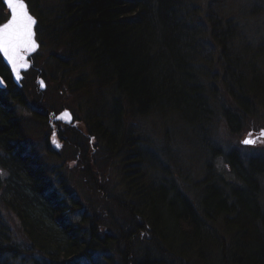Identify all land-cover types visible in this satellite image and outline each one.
<instances>
[{
    "label": "trees",
    "instance_id": "1",
    "mask_svg": "<svg viewBox=\"0 0 264 264\" xmlns=\"http://www.w3.org/2000/svg\"><path fill=\"white\" fill-rule=\"evenodd\" d=\"M203 1L204 5L209 2ZM261 5L264 6L262 0L249 10L258 8L259 14ZM29 6L33 9L31 1ZM199 9L197 0H62L49 37L63 52L78 56L86 66L91 64L94 76H99L94 80L102 85L101 89L107 86L117 93L110 114L119 128L115 127L109 135L112 142L116 138L124 142L128 137L120 122L124 117L144 116L162 110L164 105L196 119L210 111L203 94H219L220 85L211 82L205 87L199 73L205 59L202 56L205 52L200 51L205 50L204 42L211 37L222 48L214 63L221 66L219 75H223L226 89L237 100V107L232 105L234 111L227 110L226 114L232 117L237 109L251 111L252 103L264 104V39L257 45L240 39L244 44L234 48V39L239 34L237 25L209 8L208 33ZM52 22L47 20V27ZM0 74L12 87V76L1 54ZM79 78L71 81L75 91L87 86L82 81L78 83ZM13 110L8 107L3 111L7 116L0 114L3 116L0 139L16 138L23 142V135L16 134L22 120ZM14 148L15 144L8 143L6 150L14 155ZM16 153L17 157L10 162L18 172L28 176V185L17 186L13 193L17 199L7 203L19 218L23 239L13 238L9 227L0 222V264H27L31 260V264H104L100 254L95 253L110 248L119 252V264H177L185 258L200 264H264V213L256 200L259 186L253 169L243 173L250 188L236 187L233 194L206 178L195 181L197 191L201 187L202 205L197 209L182 190L174 194L165 182L143 189L140 186L147 184L142 182V170L125 168L131 201L122 198L113 201L118 202L134 232L142 225L136 217L149 221L153 237L157 236L153 243L158 246H154L161 255L144 251L137 256L132 241L135 233L127 230L125 223L110 218L112 224L123 227L116 225L117 233L102 231L104 214L98 212L99 205L95 207L97 200L88 198L90 206L84 212L87 204L73 193L63 197L46 192L42 167L33 166L32 159L26 161L21 153ZM93 186L96 187L95 180ZM68 208L77 212L76 218L67 216ZM219 222L232 242L219 236L216 227ZM3 229L6 230L2 233Z\"/></svg>",
    "mask_w": 264,
    "mask_h": 264
},
{
    "label": "rangeland",
    "instance_id": "2",
    "mask_svg": "<svg viewBox=\"0 0 264 264\" xmlns=\"http://www.w3.org/2000/svg\"><path fill=\"white\" fill-rule=\"evenodd\" d=\"M30 1L33 13L38 19L36 30L38 40L41 41V48L34 56V63L41 69L48 85L44 93H41L40 84L36 82L37 70L33 67L25 73L26 77L22 86L17 88L18 92L7 94L0 90V114L6 115L4 110L8 107L12 110L14 108L15 116L22 120L21 129L17 130L16 134L20 137L23 135L24 140L20 142L16 138L10 141L0 139V222L5 223L4 227H9L13 238L23 239L19 218L8 206L11 201L8 198L13 196L17 186L28 185V176L18 172L10 162L12 152L6 150L8 143L15 144L13 151L21 153L26 161L32 159L33 166L42 167L45 172L43 182L46 192L52 191L63 197H69L73 193L75 198L82 199L81 202L87 204L84 212L90 206L88 198L97 200L95 207L99 205L98 212L104 214L102 223L106 226H101L102 231L112 230L117 233L108 218L105 201L110 202L114 216L123 215L127 230L134 229L129 228L131 224L127 222V216L120 211L118 202L113 201L116 198L131 201V189L127 188L125 168L137 167L142 170V182L147 184L140 186L143 189L157 185L160 181L165 182L174 194L182 190L183 195L197 209L202 204L196 195L195 181H204L206 178L212 184L214 182V185L227 187L229 193L233 194L236 187L250 188L243 173L253 169L255 176H258L256 183L259 186L256 200L264 213V139H258L260 132L264 130V104L252 103L251 111L237 109L232 117L226 114L227 110L232 112V105H236L237 100L232 92L226 89L223 75H219L221 66L214 63L216 56L219 57L221 53L220 44L211 37L210 41L204 42L205 50L200 51L205 52V55L202 54L205 58L203 70L199 73L204 86L209 87L211 82L220 85L217 90L219 94H203L207 106L211 108L207 114L196 119L182 110L164 105L162 110L150 111L144 116L133 119L124 117L120 122L129 139L122 142L116 138L112 142L109 135L117 125L113 124L110 113L112 100L117 97V93L105 85L106 88L101 89L102 85L99 86L94 80L99 76H94L91 64L86 66L78 56L63 52L55 40L49 37L54 30L55 16L61 8L62 0ZM197 1L201 7L199 17L204 20V28L208 33L211 26L206 10L209 8L218 11L221 17L227 16L237 25L239 34L234 39V48L238 49V45L244 44L240 39L252 41L254 45L264 39V6H259L262 7L259 14L258 8L249 10L250 6L260 0H209L206 5L203 0ZM262 1L264 3V0ZM8 17V10L0 5V23ZM47 20L53 21L51 27H47ZM208 33L204 38L209 37ZM207 49L211 51H206ZM75 77L80 79L78 83L82 81L87 86L81 90H73L72 79ZM96 87L100 89L97 90ZM104 100L105 104L101 106ZM68 109L71 110L74 121L68 123L59 119L55 122L54 118L58 113ZM43 116L47 117V120L41 119ZM1 120L2 115L0 122ZM59 125L62 127L59 135L63 133L58 138ZM250 133L257 142L254 145H245L242 141L248 138ZM55 138L57 141H54ZM255 165L257 169H254ZM93 178L96 187L93 186ZM67 213L70 219L78 215L70 208ZM199 217H202L201 211ZM143 219L136 217L137 222L140 221L142 225L138 231H133L135 255L140 256L147 251L159 257L161 255L155 248L158 243H153L157 236L154 234L153 237L154 232L149 221ZM206 221L207 227L212 229ZM216 227L220 230L219 236L232 242V237L221 222ZM5 230H1L2 233ZM98 254L104 264H119L120 255L115 248L100 250ZM195 261L185 258L177 264H200ZM26 262L31 264L32 260Z\"/></svg>",
    "mask_w": 264,
    "mask_h": 264
},
{
    "label": "snow or ice",
    "instance_id": "3",
    "mask_svg": "<svg viewBox=\"0 0 264 264\" xmlns=\"http://www.w3.org/2000/svg\"><path fill=\"white\" fill-rule=\"evenodd\" d=\"M5 3L10 18L0 25V54L7 60L16 78L20 79L21 70L29 67L27 56L38 47L34 31L37 21L31 15L26 0H5ZM2 83L0 81V84ZM69 116L68 112H64L58 119ZM258 139H264V130L260 132ZM256 142L257 139L252 138L251 133L242 141L245 145H254Z\"/></svg>",
    "mask_w": 264,
    "mask_h": 264
},
{
    "label": "water",
    "instance_id": "4",
    "mask_svg": "<svg viewBox=\"0 0 264 264\" xmlns=\"http://www.w3.org/2000/svg\"><path fill=\"white\" fill-rule=\"evenodd\" d=\"M2 1H3V3L5 4V6H6V8H7V5H6V3H5V0H2ZM26 3H27V1H26ZM27 4H28V3H27ZM7 9H8V8H7ZM8 10H9V9H8ZM29 11H30V9H29ZM30 13H31V15H33L31 11H30ZM33 17L36 19V17H35L34 15H33ZM9 18H10V17H9ZM9 18H8V19H9ZM8 19H7V20H8ZM7 20H6L5 22L1 23L0 25L6 23ZM36 21H37V23H38V19H36ZM37 23H36V25H37ZM36 25H35V27H36ZM35 27H34V31H35V39H36V42H37V44H38V47L36 48V50H35L34 52H32L30 55L27 56V62H28V64H29V67H28L26 70H28V69L33 65L32 60L29 59V57H32L33 54L36 53V51L40 48V45H41V44H40V41H38L37 38H36V34H37V32H36V30H35ZM3 60H4L5 64L8 65V67H9V69H10V71H11V75H13V81H14V83H15L16 85L21 86V81L23 80V77H24V74H23V71H24V70H21V73H20V77H21V78H20V79H17L16 76H15V74H13L12 69H11V66L8 64L7 60H6L4 57H3ZM0 81L3 82L2 84H0V87H6V82L4 81V78H3L1 75H0ZM38 81H39V83L41 84L40 87H41L42 89L46 88V84H45L44 79H43L42 77H40ZM67 112L69 113V111H67ZM61 114H62V113H61ZM61 114H60V115H61ZM68 118L71 119V118H72L71 115H70Z\"/></svg>",
    "mask_w": 264,
    "mask_h": 264
},
{
    "label": "bare ground",
    "instance_id": "5",
    "mask_svg": "<svg viewBox=\"0 0 264 264\" xmlns=\"http://www.w3.org/2000/svg\"><path fill=\"white\" fill-rule=\"evenodd\" d=\"M38 71H41V69H39ZM5 79V78H4ZM5 81H6V79H5ZM13 81V78H11V82ZM7 82V81H6ZM10 82V83H11ZM17 157V153L15 154V155H12L11 154V156H10V161L12 162V161H14V159ZM7 161V160H6ZM83 175V174H82ZM81 175V176H82ZM201 188V187H200ZM200 188L198 189V191L196 192V195H197V197L198 198H200V194H201V190H200ZM9 200H11V199H17L16 198V196L15 195H13V196H9V198H8ZM107 200V199H106ZM108 201V200H107ZM106 203V204H105ZM109 205V206H108ZM104 207L106 208V210H107V212H108V218L110 219H113V220H115L116 222H119V223H125L124 222V217H123V215H116V216H114V214H113V212L111 211V209H110V207H111V205H110V202H104ZM108 207H109V209H108ZM66 213V212H65ZM113 214V215H112ZM69 214L67 213V216H68ZM119 223H117V224H113L114 225V228H117V226L116 225H118V226H120V227H123L122 225H120ZM104 227H106L105 225H103ZM111 227L113 228V226L111 225ZM130 229H132L133 227H132V224H131V226L129 227ZM141 228V227H140ZM131 231V230H130ZM132 231H134V229H132ZM155 242H156V239H155ZM97 254H98V252H96L95 253V255L97 256Z\"/></svg>",
    "mask_w": 264,
    "mask_h": 264
},
{
    "label": "flooded vegetation",
    "instance_id": "6",
    "mask_svg": "<svg viewBox=\"0 0 264 264\" xmlns=\"http://www.w3.org/2000/svg\"><path fill=\"white\" fill-rule=\"evenodd\" d=\"M13 93H15L14 88L7 92V94H13ZM55 122H57V121L55 120ZM61 128H62V127H61L60 125L57 127L58 138H59V136L63 133V132H62V133L59 135V130H61ZM54 140L57 141L56 138H55Z\"/></svg>",
    "mask_w": 264,
    "mask_h": 264
}]
</instances>
